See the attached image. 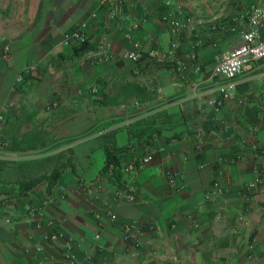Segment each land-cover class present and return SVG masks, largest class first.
<instances>
[{
    "label": "crops",
    "instance_id": "obj_1",
    "mask_svg": "<svg viewBox=\"0 0 264 264\" xmlns=\"http://www.w3.org/2000/svg\"><path fill=\"white\" fill-rule=\"evenodd\" d=\"M99 1L0 0V264H66L42 238L50 231L73 264H95L98 248L116 252V264H264V62L235 77V98L219 110L202 105L220 80L209 79L216 57L239 43L246 12L264 0H125V19ZM165 3L189 20L174 57L192 53L198 72L146 57L172 39L158 21ZM80 22L87 46L74 52L61 39ZM133 44L138 65L123 58ZM105 46L106 61H86ZM151 149L143 170L125 171ZM57 166L52 184H32ZM167 170L181 175L180 190ZM37 218L51 228L35 231ZM129 221L155 226L135 257L121 241Z\"/></svg>",
    "mask_w": 264,
    "mask_h": 264
},
{
    "label": "built area",
    "instance_id": "obj_2",
    "mask_svg": "<svg viewBox=\"0 0 264 264\" xmlns=\"http://www.w3.org/2000/svg\"><path fill=\"white\" fill-rule=\"evenodd\" d=\"M125 0H100V3H108L111 6L110 18L115 16L125 19L123 13V3ZM91 18H95L94 14H91ZM246 29L239 33V43L233 47L231 50L226 51L218 55L215 59L214 66L211 70L209 79L218 80L215 83L210 91L209 97L204 99L203 106L217 111L221 108L222 104L225 101H230L235 98V83L234 79L236 76L240 75L244 71H248L250 66L254 62H264V7L253 6L248 9L246 12ZM159 23L167 29L172 39L169 41L167 48L164 51L153 50L146 53L147 58H152L158 62H172L174 63L175 70L177 72H182L186 65H190L194 72L199 71L198 65L194 63V57L192 53L185 54L182 58L176 59L174 57L175 52L179 48V37L186 27L189 20L187 18L182 19L180 13L171 9L168 3H165V10L161 13L158 19ZM138 22V21H137ZM137 23L132 25H127L123 30V36L126 40L130 41L132 38V31L137 28ZM86 28L87 25L85 22H80L73 30L65 32L62 34L61 44L65 47H77L86 42ZM137 45L133 44L130 51H126L123 55V58L131 62L133 65H138L141 61V54L136 50ZM109 48L105 46L102 50L99 49L96 53L90 55L86 58L89 64H94L97 62L106 61L108 59V50ZM0 57L2 59L8 58V49L3 47L1 49ZM21 77L18 75L16 81H20ZM259 86L262 90V96L264 95V71L259 76ZM50 108L55 107V102H52L49 105ZM47 107V108H49ZM200 109V106H198ZM155 149L148 151L140 159H130L125 164V171L127 173H137L143 170L153 159L155 155ZM112 173L109 171L108 173ZM166 181L169 187L173 191L180 190L182 186V178L177 172L167 170L165 172ZM258 179H255L253 182L248 183L244 186L245 189L250 190L258 184ZM216 184L211 185V189L216 190ZM132 188L129 186L124 188L120 192V196L126 197L127 200H130V193ZM59 199H63V194L60 192L58 195ZM51 200V199H49ZM50 202V201H49ZM27 211L31 216L35 214L34 208H28ZM201 208L197 209V212H200ZM187 218H190L188 216ZM116 219L114 214L109 215V220L114 222ZM51 221H42L41 219H35L32 222L33 229L37 232L42 230L43 226L51 228ZM192 228H197V223L192 221ZM155 232V226L153 224H142L136 221H129L123 223L121 226V241L123 242L126 253L130 257H135L137 251L145 239V237ZM60 235L58 233L50 231L48 234L43 235V240L48 244L58 248L59 250L64 251L63 261L66 264H73L74 258L70 254V247L68 242L61 243ZM98 235L93 236V240H97ZM34 250L40 252L42 246L39 244L35 245ZM98 253L100 254L99 260L95 264H116L117 253L114 251H104L101 248H98ZM85 262L87 264H92L91 257L86 256Z\"/></svg>",
    "mask_w": 264,
    "mask_h": 264
},
{
    "label": "trees",
    "instance_id": "obj_3",
    "mask_svg": "<svg viewBox=\"0 0 264 264\" xmlns=\"http://www.w3.org/2000/svg\"><path fill=\"white\" fill-rule=\"evenodd\" d=\"M86 46H87V44H86V42H85V43H83V44H81V45L75 47V48H74V52L84 51V50L86 49ZM109 156H110V155L107 154V156H106V158H105L106 162H105V164H104V166H103V168H102V172H106V171H107V166H108V164H109V162H110V161H108ZM60 170H61V167H60V166H57V167H56L53 171H51V173H49L47 176H43V177L37 179L36 181L32 182V184H35V183H37L38 181H41V180H47V181H49V183L52 184V183L58 178V176H59V174H60ZM111 172H112L111 176L114 178L113 171H111Z\"/></svg>",
    "mask_w": 264,
    "mask_h": 264
}]
</instances>
